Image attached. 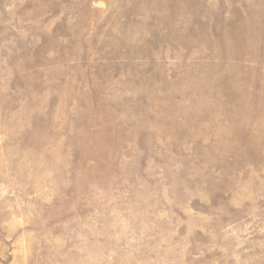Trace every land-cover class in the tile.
<instances>
[{
	"label": "rangeland",
	"instance_id": "rangeland-1",
	"mask_svg": "<svg viewBox=\"0 0 264 264\" xmlns=\"http://www.w3.org/2000/svg\"><path fill=\"white\" fill-rule=\"evenodd\" d=\"M0 264H264V0H0Z\"/></svg>",
	"mask_w": 264,
	"mask_h": 264
}]
</instances>
